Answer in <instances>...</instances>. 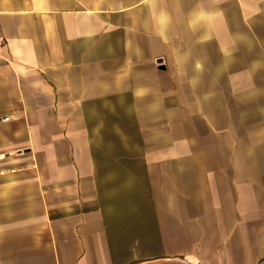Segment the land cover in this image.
I'll return each mask as SVG.
<instances>
[{"label": "crops", "instance_id": "crops-1", "mask_svg": "<svg viewBox=\"0 0 264 264\" xmlns=\"http://www.w3.org/2000/svg\"><path fill=\"white\" fill-rule=\"evenodd\" d=\"M0 121V264H264V0H0Z\"/></svg>", "mask_w": 264, "mask_h": 264}, {"label": "built area", "instance_id": "built-area-1", "mask_svg": "<svg viewBox=\"0 0 264 264\" xmlns=\"http://www.w3.org/2000/svg\"><path fill=\"white\" fill-rule=\"evenodd\" d=\"M7 120H8V119H7V118H5V119H3V120H2V122H4V121H7ZM0 122H1V121H0Z\"/></svg>", "mask_w": 264, "mask_h": 264}]
</instances>
